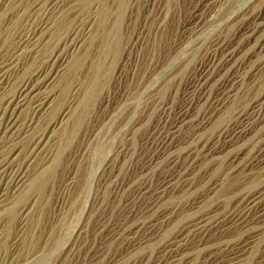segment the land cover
I'll return each instance as SVG.
<instances>
[{
  "label": "rangeland",
  "instance_id": "rangeland-1",
  "mask_svg": "<svg viewBox=\"0 0 264 264\" xmlns=\"http://www.w3.org/2000/svg\"><path fill=\"white\" fill-rule=\"evenodd\" d=\"M54 1L11 0L0 7V65L18 38L44 20ZM102 4L111 16L105 28L93 25L87 63L60 85L66 88L70 81L64 94H75L76 101L47 156L52 160L31 172L38 173L33 188L26 185L0 210V264H158L187 236L193 219L226 199L196 184L165 193V158L157 156L155 146L165 133V117L171 121L188 105V77L194 68L231 22L264 9V0H105ZM99 10L94 0L78 7L75 16L53 23L54 35L40 48L39 58L22 63L20 75L11 78L7 89H0V107L15 93L21 77L41 67L42 58L57 49L80 20L97 16ZM55 20L61 21L52 17ZM99 60L98 75L91 68ZM261 86L242 89L238 102L228 110L234 109L233 115L246 112ZM215 90L218 86L213 89L216 94ZM90 93L91 100L82 105L84 94ZM192 109L204 113L209 107L201 104ZM44 118L42 129L59 119L57 112ZM172 179L178 183V173ZM250 182L253 187L247 186ZM260 188H264V171L235 187L227 206L237 207ZM202 192L205 198L200 200ZM230 240L232 245L247 246L236 264H258L264 257V220L234 228ZM208 252L198 249L178 264H203Z\"/></svg>",
  "mask_w": 264,
  "mask_h": 264
},
{
  "label": "bare ground",
  "instance_id": "bare-ground-1",
  "mask_svg": "<svg viewBox=\"0 0 264 264\" xmlns=\"http://www.w3.org/2000/svg\"><path fill=\"white\" fill-rule=\"evenodd\" d=\"M10 1L0 0V7ZM93 1L55 0L51 3L44 20L27 35L18 38L15 47L3 58L0 89H7L11 78L14 80L20 75L18 70L22 63L39 58L41 49L54 35L53 23L59 24L75 16L73 13L78 7L85 8ZM102 1L105 0H98L101 10L97 11V16L93 14V18L77 22L76 27L63 37L61 45L42 58L41 67L21 77L15 93L4 99L0 107V210L26 185L33 188L38 173L32 176L31 172L45 164V160H52L47 156L54 149L57 134L64 129L63 123L71 117V106L76 101L75 94L68 97L64 94L71 88L70 81H67L66 88L61 89L60 85L70 72L87 63V40L94 37L93 25L96 23V28H105L111 15ZM52 17L61 21L52 22ZM227 29L188 77L191 87L188 105L177 111L171 121L169 116L165 117V133L155 146L157 156L165 158V193L178 186L192 189L196 184L202 189L209 187V192L226 196V199L193 219L187 236L168 251L166 259L164 254L158 264H178L181 257L198 249H209L203 264H236L246 254L247 246L231 244L234 228L247 227L253 220H264V188L241 201L237 207L227 206L228 195L235 187L264 171V83H261V74L264 73V9L244 14L231 22ZM27 48L31 50L29 55L25 53H28ZM16 61H19L17 66L14 65ZM92 66L94 73L99 75L100 60ZM255 85H262L259 96L247 106L246 112L233 115L234 109H228L238 102L241 90ZM216 86L215 94L213 89ZM78 90L77 86L73 89L76 94ZM91 96L92 93L84 94L82 105H87ZM201 104H208L209 110L204 109L201 113L192 109ZM54 112L59 119L42 129L43 117ZM76 121H80V117ZM188 160L190 164H187ZM175 173L179 176L178 183L172 179ZM247 186L253 187L251 182ZM203 198L204 192L199 199ZM258 264H264V257Z\"/></svg>",
  "mask_w": 264,
  "mask_h": 264
}]
</instances>
